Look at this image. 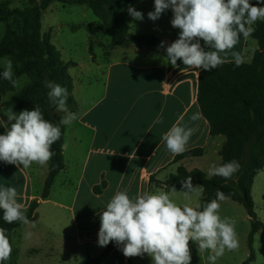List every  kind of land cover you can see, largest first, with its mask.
<instances>
[{
  "label": "crops",
  "instance_id": "obj_1",
  "mask_svg": "<svg viewBox=\"0 0 264 264\" xmlns=\"http://www.w3.org/2000/svg\"><path fill=\"white\" fill-rule=\"evenodd\" d=\"M15 1L0 0V3L8 2L9 8L14 9ZM131 7L144 17L141 21L132 18L130 32L133 35L154 36L167 46L178 39L180 29L171 25V9L152 21L147 14L154 11V0H133ZM40 20L41 33L49 34L52 42L54 30L48 26L44 31L42 18ZM94 34L92 28L87 48ZM249 37L241 36L234 50L245 55ZM109 41V37L103 35V46H97L102 58H97L95 48L94 58L88 51L92 65L86 71L89 100L83 101L74 94L75 80L81 84L83 77L72 76L70 69L78 64L69 57L64 60L61 47H56L62 60L71 64L68 72L73 80L77 119L63 125V144H67V149H62L64 168L55 176L49 196L40 199L48 165L33 163L25 169L0 161V187H15L17 202L25 208L32 200H38L35 218L29 220L35 227L32 223L22 224L12 232L15 264H79L100 255L105 247L98 245L100 218L97 213L105 209L117 190H127L130 197L145 191L150 194L165 191L149 183V178L164 181L179 166L185 167L188 160L199 158L173 163L175 156L161 139L173 124L197 128L186 150L204 149L212 142L218 154L220 136H209V125L202 115L198 121L190 120L192 114L199 111L196 95L200 70L186 68L179 60L173 67L166 59V48L118 46L109 49ZM201 44L203 46L202 41ZM18 90L14 87L13 92ZM13 92H8L3 99H8ZM158 118L160 123H156ZM5 128L0 117V134H4ZM180 190L182 188L177 189ZM111 243L115 242L108 245ZM147 261L152 264L147 254L126 258L115 245L101 264H147Z\"/></svg>",
  "mask_w": 264,
  "mask_h": 264
},
{
  "label": "clouds",
  "instance_id": "obj_2",
  "mask_svg": "<svg viewBox=\"0 0 264 264\" xmlns=\"http://www.w3.org/2000/svg\"><path fill=\"white\" fill-rule=\"evenodd\" d=\"M168 9L173 18L171 25L180 29L178 39L166 48V59L173 66L177 61L189 69L211 71L226 62L234 60L235 66L246 63V57L235 51L241 36L247 39L254 32L257 21H264V0H154V11L147 15L152 21L158 20ZM133 20H143V13L133 7L128 8ZM203 41V46L201 44ZM161 41L159 48H164ZM207 48V50H206ZM3 79L13 87L19 80L14 78L10 59L4 61ZM26 78V77H25ZM49 91L47 97L58 113H64L58 123L44 118L41 108L24 109L19 113L8 108L4 115L9 126L0 134V161L20 168H29L33 163L47 166L56 155L52 146L61 139V125H70L77 114L67 106L69 93L66 87L54 81L45 80ZM201 118L199 111L190 120ZM158 118L156 123H160ZM197 131L196 127L182 124L173 126L162 135L167 150L177 156L186 151V146ZM67 149V144L61 145ZM241 169V164L233 159L219 166L210 165L207 176H220L231 180ZM182 190L173 186L168 192L150 194L147 191L130 197L127 190H117L107 202L104 210L97 214L100 218L98 245L106 247L115 242L126 258L143 257L147 254L152 264H191L190 242H195L198 252L210 250L211 264L223 256L225 251L239 248L235 231V221L221 218L220 202L229 199L224 192L217 190L216 199L201 206H182L173 202L170 193H182L185 200L192 194L203 193L201 185L193 186L192 177L181 181ZM18 192L13 186L0 187V210L6 223L30 224L25 206L17 202ZM32 227L35 224L32 223ZM12 245L6 229L0 228V264L7 261Z\"/></svg>",
  "mask_w": 264,
  "mask_h": 264
},
{
  "label": "trees",
  "instance_id": "obj_3",
  "mask_svg": "<svg viewBox=\"0 0 264 264\" xmlns=\"http://www.w3.org/2000/svg\"><path fill=\"white\" fill-rule=\"evenodd\" d=\"M133 0H28V5L22 9H10L8 2L0 3V23L4 24L3 36L0 39V59L12 61L14 78L26 76L28 82L18 91L13 92V85L3 79L4 68L0 67V117L9 126L4 115L8 108L19 113L24 109L32 110L38 105L44 118L58 123L63 113H58L49 102L44 81L50 80L66 87L69 93L67 106L71 112L77 109L73 97V80L68 72L71 64L65 63L60 51L50 41L49 34L41 33V15L51 3L75 4L89 8L98 18L96 28L102 35L109 37L107 48L118 46H158L161 42L154 36H135L131 31L132 17L128 12ZM254 0H252L253 2ZM254 3V2H253ZM89 35L92 28L84 26ZM251 37L257 42V50L250 62L240 67L235 66L234 60L226 62L211 71H199L196 100L202 117L209 125V136L225 138L218 154L220 164L233 159L241 164V169L233 179L225 180L220 176L207 177L198 168L187 170L179 166L175 173L170 174L164 181H158L153 176L149 183L169 191L171 187L182 188L181 181L188 176L192 183L204 188L200 193L199 204L202 205L216 199L220 190L229 199L239 203L249 219L250 230L247 235V258L241 264H251L255 255L253 252L254 235L264 233V221H259L254 211L251 188L254 178L264 170V21H257ZM76 30V26H71ZM88 51L93 57V48L89 38ZM8 92L13 94L3 99ZM61 139L52 146L56 155L48 163V173L40 193V199L49 196L55 176L64 168L61 145L63 144L64 127L61 125ZM202 147L186 150L177 155L174 162L186 158L201 157ZM38 200L34 199L25 208L29 220L35 218ZM22 223H6L0 210V228L6 229L11 242L14 229ZM115 243L106 246L100 255L87 258L79 264H101ZM190 249H197L196 243L190 242ZM3 264H15V254L12 246L11 256Z\"/></svg>",
  "mask_w": 264,
  "mask_h": 264
},
{
  "label": "rangeland",
  "instance_id": "obj_4",
  "mask_svg": "<svg viewBox=\"0 0 264 264\" xmlns=\"http://www.w3.org/2000/svg\"><path fill=\"white\" fill-rule=\"evenodd\" d=\"M253 2L255 3L256 0H254ZM13 4V8L16 7L22 9L28 5V0H16ZM41 18L44 31L48 29V26L49 28L51 27L54 30L52 42L56 47H61L60 50L62 52L63 59L67 60V58L69 57L68 59H71L78 64L76 68H70L72 76L77 77V75H82L83 77V82H81V84H79V82L75 80L76 85L74 94L76 95L77 99H80L81 101L89 100L86 96L88 88V73L86 71L88 68H92V65H90V55L87 48L88 33L85 30L84 26L87 24L93 26L92 28H94L95 34L91 37L92 48H95L97 58H102L101 50L99 49V47H97L103 46V35L95 26L98 22V18L89 8L85 6L75 4L64 5L58 2H53L44 11H42ZM79 25L83 26L80 27ZM1 26H3L2 28H4V24H0V38L3 33ZM71 26L80 28L71 30ZM255 46H257V43L250 36L245 54V57L249 62L253 53L256 51L254 49ZM5 59L7 58H3L0 60V67L2 68H4ZM25 77L26 76L23 75L18 78L19 84L18 86H16L17 90L25 85V83L28 81V78ZM219 138L220 145L218 150H220L222 144L225 141V138L223 136H220ZM211 144L212 142H210L209 145L204 148V153L201 157L188 160L184 166L187 169L198 168L207 176L210 165L216 164L217 166H219L221 161L219 154L214 151V148ZM261 172L258 174L252 185L251 196L253 199L254 211L257 219L259 221H264V173ZM192 184L193 186H196V184ZM170 198L178 205L182 206L183 204L187 203L189 204V206L195 208L199 203L200 193L197 192L192 194L190 200H185L184 196L180 192H177L175 194L170 193ZM220 204L221 207L219 210V215L221 216V218L223 219L227 217L235 221V231L239 240V248L235 251H225L224 255L216 260L215 264H241L248 255L247 235L250 230L249 219L244 208L239 203L227 199L220 202ZM255 240L256 241L253 245L255 260L251 264H264V233H257ZM190 251L191 264H211L208 259L209 255L211 254L210 250L198 252V249H190ZM148 262L150 264V261H147L146 263L148 264Z\"/></svg>",
  "mask_w": 264,
  "mask_h": 264
},
{
  "label": "water",
  "instance_id": "obj_5",
  "mask_svg": "<svg viewBox=\"0 0 264 264\" xmlns=\"http://www.w3.org/2000/svg\"><path fill=\"white\" fill-rule=\"evenodd\" d=\"M164 48H167V45H165Z\"/></svg>",
  "mask_w": 264,
  "mask_h": 264
}]
</instances>
